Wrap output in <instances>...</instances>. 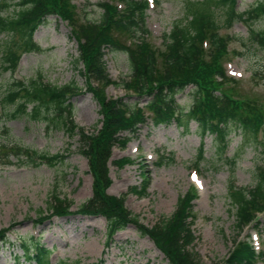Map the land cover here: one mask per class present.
Instances as JSON below:
<instances>
[{"label": "rangeland", "instance_id": "1", "mask_svg": "<svg viewBox=\"0 0 264 264\" xmlns=\"http://www.w3.org/2000/svg\"><path fill=\"white\" fill-rule=\"evenodd\" d=\"M1 1V0H0ZM112 0H71L82 22H98L100 3ZM150 2L145 23L149 39L158 46L161 36L168 33L173 22L182 19L188 0H147ZM196 1V0H190ZM264 0H237V11L245 12ZM114 4V1H113ZM119 5L118 3H115ZM10 9L7 14H12ZM264 32V16L251 22L234 23L222 34L231 37L230 53L225 69L228 76L240 80L238 93L249 96L264 110V48L249 40V31ZM8 37L0 36L1 46ZM16 39V38H15ZM33 42L39 51L22 54L15 72L0 67V97L13 81L28 82L38 79L46 84L64 86L70 82L84 88V79L75 66L77 45L70 28L55 17H48L37 29ZM107 72L114 81L130 75L128 59L120 52H106ZM252 73L256 76L252 77ZM110 98L134 102L120 87L106 90ZM190 87L176 95L183 107L192 104ZM147 98H140L145 106ZM74 123L87 133L100 128L99 107L91 93L82 91L70 99ZM13 107L0 104V155H8L0 165V230L9 229L5 241H0V264H34L22 258L19 240L39 237V244L52 251L49 264L67 261L69 264H168L147 236H142L132 225L119 231L107 244L106 222L102 217H86L75 213L92 196V179L86 159L79 152L80 141L62 126L20 117L6 118ZM128 137L125 148H114L111 161L129 158L133 162L123 168L109 164L111 185L107 195L124 197L126 208L138 216L139 222L151 227L161 218H169L177 200L187 192L197 190L193 201L190 227L195 241L191 251L201 264H223L233 250V242H252L264 250V239L254 227L246 228L238 236L235 209L228 198L230 186L254 187L258 169L264 170V147L242 137L237 128L230 130L223 144L215 135H202L190 122L186 131L175 124L153 128L142 127L135 136ZM264 137V136H263ZM264 142V138H262ZM14 146L37 154L65 157L54 164L34 165L16 154ZM222 148V149H220ZM202 149V158H199ZM3 156V157H4ZM162 163V164H161ZM198 163L199 165H195ZM160 164V165H159ZM195 166L198 168L196 169ZM197 179L192 181L191 174ZM136 188L142 194H133ZM71 203L73 214L67 218H52L44 224L35 221L49 214L53 196ZM261 233V232H260Z\"/></svg>", "mask_w": 264, "mask_h": 264}, {"label": "trees", "instance_id": "2", "mask_svg": "<svg viewBox=\"0 0 264 264\" xmlns=\"http://www.w3.org/2000/svg\"><path fill=\"white\" fill-rule=\"evenodd\" d=\"M99 7L102 14L98 22H82L71 0H1L0 36L8 37L1 46L2 70L14 72L22 54L39 51L33 36L48 17H55L69 26L71 38L77 45L78 56L74 63L76 67L81 66L79 74L83 76L84 88L74 82L64 86L46 84L40 77L28 82L13 81L0 97V104L13 107L12 112L5 115L10 120L24 117L44 121L78 136L79 152L87 161L92 179V196L75 213L104 218L107 244L117 232L132 225L152 241L168 264H201L198 255L191 251L195 235L189 219L192 203L197 199L195 189L192 187V194L187 192L178 198L175 212L169 218H161L148 228L126 208L124 197L107 195L106 190L111 185L109 164L123 168L133 162L127 157L111 161L113 149L125 148L129 142L125 134L135 136L149 125L156 128L175 124L186 131L193 122L199 133L215 135L223 144L233 127L243 138L264 147L263 107L249 96H240V80L227 75L225 62L232 39L221 33L236 22L248 24L264 16V2L241 13L236 9L237 0H188L182 19L173 22L168 33H163L160 46L149 39L145 23L147 1L112 0V3H100ZM12 8L13 13L6 15ZM248 31V39L264 48V32ZM107 51L126 55L130 71L127 79L110 78L104 60ZM110 86L120 87L128 98L134 97L137 101L129 103L108 97L105 90ZM189 87L193 100L184 109L177 103L176 95ZM82 89L91 93L99 107L100 128L92 133L73 121L70 99ZM140 98H147L145 106H140ZM0 146L7 150L10 145ZM11 148L34 165L54 164L65 158L60 154H37L18 146ZM3 156L0 158H8V155ZM229 189L228 198L235 209L239 232L237 237L251 226L264 233V170L258 169L254 187L237 189L232 185ZM131 192L142 194L136 188ZM70 208L69 201L54 195L47 209L49 214L42 217L40 211L35 223L67 218L73 214ZM9 230H0L1 242H6ZM39 242V238L33 236L19 240L22 258L34 264H49L52 251ZM233 244L223 264H264V251L257 253L247 241L235 239ZM59 264L69 263L60 261Z\"/></svg>", "mask_w": 264, "mask_h": 264}]
</instances>
